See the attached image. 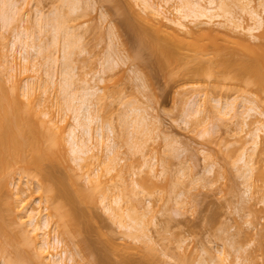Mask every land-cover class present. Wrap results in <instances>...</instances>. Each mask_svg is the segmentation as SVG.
<instances>
[{
  "label": "rangeland",
  "instance_id": "rangeland-1",
  "mask_svg": "<svg viewBox=\"0 0 264 264\" xmlns=\"http://www.w3.org/2000/svg\"><path fill=\"white\" fill-rule=\"evenodd\" d=\"M5 1H10L9 6H4L5 2L0 0V5L3 4L0 14L3 16V9L10 7L8 13L12 12L13 18L7 26L0 16V53L5 55L3 59L0 57L1 77L7 81V86H16L22 93L30 92L41 119L52 124L48 123V126L52 127L49 131L54 138L61 136L64 139L65 151L61 155L64 157L66 154L68 159L65 156L60 160L64 162L55 163L51 169L54 170L53 177H56L53 181L66 180L64 183L70 187L66 172L71 170L80 189L84 187L93 197L91 195L92 201L86 198L84 202L76 203L80 222L76 225V234L70 227L72 232L69 230L68 233L57 214L56 205L62 199L57 201L56 196L55 200V195L47 187L38 190L37 177H25L21 173V178L20 173L16 174L9 185L0 187V264H13V260L17 264H43L39 259L41 256L35 252L42 236H34L36 232L28 223L30 211L38 212L39 218H49L48 239L52 240L55 235L63 238L58 251L67 250L62 253L64 264H126V261L128 264H264V133H260L259 145L251 158L254 171L250 174L252 185H249V172L245 165L249 155L243 158V153H254L249 133L254 123L246 126L241 123L246 115L236 116L240 112L244 114L245 107L249 106L248 102L243 103L246 99L255 102L259 112L264 111V90L258 91V87L257 91L254 90L256 86L250 75L249 80L248 74L237 75L240 61L254 60L256 51L243 48L239 35L213 34L211 31L208 33L209 30L205 31L206 34L204 30L200 33L188 22L193 30L180 33V36L177 34L179 38L159 32L160 37L178 48L186 62L185 71L188 73L178 75L176 71H169L161 55L162 62H159L158 53L147 39L144 43L139 25L142 22L147 26L148 21L133 15L135 10L141 12L143 9L140 0H30L32 8L29 0ZM71 1L76 2V11L70 10ZM149 1L155 6L169 7L173 10L171 16L179 15L173 6L184 2ZM253 2V6L264 8V0ZM229 3L232 14L239 16L236 1L229 0ZM132 5L134 10L131 8V11L129 7ZM35 7L41 8L46 16L58 15L64 28L73 27L70 35L73 44L71 52L66 53L70 55L67 59L61 55L64 53L61 52L63 42L61 39L57 41L59 43L52 42L49 27L45 31H37ZM69 11L73 13L68 14ZM143 14L146 15L145 12ZM137 22L138 27L135 25ZM148 27H153L150 21ZM16 30L35 31L37 38L34 42L38 47L43 45V50L38 52L39 58L37 51L34 52L36 49L29 47L21 51L19 41L14 44L18 34ZM256 34L264 42V13L262 27ZM191 43L200 46L192 47ZM50 46L52 48H48ZM108 56L118 61L106 68L104 58L107 60ZM195 57L213 60V63L216 61L214 66L217 69L212 70L211 75L190 72L189 68L196 66ZM34 60H39V63ZM64 64L72 74L68 77L72 78L69 82L73 86L69 90L79 92L80 89L82 93L83 89L91 87L93 90L92 87L96 86L94 91L97 93L91 96V101L93 114L100 120L91 125L88 144L92 149L86 155L88 158L80 162L81 165L74 161L67 141L68 132L76 121L74 109L68 108L64 102L65 94L60 90L63 85L60 71H64ZM226 103L236 110L230 111ZM258 117L261 116L257 113L247 117V122ZM97 126L108 136L103 134L99 138ZM79 135L82 136L81 133ZM110 157H115L114 162L109 160ZM76 186L73 184L68 188L71 197L68 194L69 200L63 198L62 201L75 203L80 200L76 198ZM118 196L121 198L120 211L117 209L119 216L110 208L111 205L116 207L114 200ZM16 205L23 209L15 212L12 209L18 207ZM132 215L140 224L131 221ZM138 228H142V233ZM61 231H65V235ZM130 231L136 238L129 235ZM7 236L8 240H5ZM13 239L15 242H11ZM148 246L153 249L148 250L150 254L146 249ZM49 251L54 253L52 249ZM72 254L73 260H69ZM7 255H11V259ZM145 255L148 258L143 257ZM151 259H155L154 262Z\"/></svg>",
  "mask_w": 264,
  "mask_h": 264
},
{
  "label": "bare ground",
  "instance_id": "bare-ground-1",
  "mask_svg": "<svg viewBox=\"0 0 264 264\" xmlns=\"http://www.w3.org/2000/svg\"><path fill=\"white\" fill-rule=\"evenodd\" d=\"M2 1L5 2V3L3 2L5 4L4 6H6L10 3V1H5V0H2ZM235 1H236V3H235L236 8L239 10V16H237L236 14H234V15L232 14L234 12L231 9V3H229V0H220V1L219 0H184L183 4L181 3L180 6L179 5L176 7L173 6L174 9L176 10V12L179 14L176 16L170 15L173 13V10H171L169 7L167 8V6H165V7H164V5L155 6L149 0H143V1L140 0V3L142 2V8H143L142 11L145 12V14L147 16L144 15L142 11H141L142 12L141 13L139 10L138 11L135 10L133 12V15H136L134 17H136V18L138 17L142 21H144V19H145V21L146 20L148 21V23L146 24L147 26H143L144 24L142 25L141 21H138L139 23L141 22L140 25L138 24V22L135 24V25L138 24L140 26L139 27V33L143 37L144 43H145V39H147L148 42L150 43L151 47L156 51V52L155 51L154 52L158 53L157 57H159V55H161L162 60L164 61L166 66H168L170 68L169 71H171L172 73H174L176 71L178 75L188 73V70H187V72L185 71L186 70V67H185L186 62L183 59V57L178 53V48L175 45H173L171 42H169L168 40L164 39L163 37H160L159 32H161V31L165 32V33H167L166 35L171 36V38H173L175 36L177 38H179L178 36H180V33H189L193 30V27H191L190 24L188 23V22H191L192 23L191 25H193L196 28L197 32L201 31L200 33H203V30H204V33L206 34V32L209 30L208 33L211 31L212 33L214 32L213 34H215V32H216V34H219L218 32H222L225 34L229 33L227 35H231V34L239 35L240 36L239 40H240L242 47L245 49H250V48L254 49L256 51V56H253L254 60L252 58H250L251 60L248 59V61H246L247 59L244 62H243V60L240 61L239 67L237 64V67H238V72L236 71L238 73L237 75H241V73L248 74V75H246L248 77V80H249V77L251 76L252 79L250 78V80H252L251 82H253V84H255V86H256L254 90H256L257 87L259 88V89H257L258 91H260V89L264 90V42L261 41L258 37V34H256L257 31H259L261 29L262 24H263L264 8L261 9V8L257 7L259 5L253 6L252 3H254L253 2L254 0H235ZM65 3H66V1H65ZM75 3H76L75 1L70 2L69 6H70L71 11H76L75 9H77V8H76ZM166 3H168V0ZM12 4H11V6H12ZM28 4H31L30 0L28 1ZM258 4H259V2H258ZM0 6H3V4ZM9 8L3 9V12H4L2 14L3 16H1V14H0V16L2 17V22L4 20V22L6 23V24L3 23L4 25H7L11 21V19L13 18L11 15L12 12H11V14L8 13ZM31 8H32V4H31ZM129 8L132 11L133 5H132V7L130 6ZM139 8L141 9V7H139ZM11 10H13V9H11ZM33 10L36 11V13L34 11V13L36 15V18H35L36 22L34 24L36 25L37 31L42 32L43 30L45 31V28L48 29V27H49L52 31L51 32L52 33V39H53L52 42L54 41L53 43H55L60 39H61V42H63V46H62L63 50L61 52H64L63 53L64 55L62 53H61V55L63 56V59H67V56H68L69 52H71L70 50L72 49L70 46H71V44H73V43H71L72 41L70 40V37H71L70 35L73 33V31H72L73 27L72 28H69V27L64 28L63 24L61 23V19H59L58 15H56V14L55 15L49 14V16L51 15L49 17V16H46L47 15L46 13H45L46 15H44V13L42 12V9L39 7H37V8L35 7V8H33ZM30 11H32V10L30 9ZM0 13H2V11ZM71 13H73V12H70L68 14H71ZM128 13H127V15H129ZM65 18H66V16H65ZM22 19H23V17H22ZM68 19H70V17H68ZM63 21H65V20L63 19ZM136 21H137V19H136ZM149 21L152 23L153 27H148ZM138 25H137V27H138ZM131 26H132V24H131ZM137 27H135L136 30H137ZM19 31L16 30V32H18V34L16 33V35H15L16 37L14 38L15 39L14 44L16 43V40L19 41L17 43H19L18 46H20L21 51L26 50L29 47L36 49L34 52L37 51L36 54L38 57V52L39 51L41 52L43 50V48H41V46H43V45H39V47H38V45L34 42L35 38H37V37H35L36 34L34 35L35 31L31 32V33L27 32L25 30L20 31V32ZM137 33H138V31H137ZM177 34H178V36H177ZM112 36H113V34H112ZM168 36H167V38H168ZM142 37H140V38L142 39ZM26 38H29V39L26 40ZM28 40L30 43L28 42ZM30 40H32V41H30ZM141 42H143V41H141ZM17 43H16V45H17ZM57 43H59V42H57ZM149 43H147V45ZM141 44H143V43H141ZM191 45H192V43H191ZM191 45L189 44V46H191ZM197 45H198V47H197ZM197 45L196 44H195V46L192 45V47L199 48L200 45L199 44H197ZM51 46L48 48H52ZM37 47H38V49H37ZM72 47H73V45H72ZM50 52L51 51H49V53ZM151 52H152V50H151ZM66 53H68V54H66ZM41 54H39L40 57H42ZM45 54H43V55H45ZM107 54H106V56H107ZM117 54H119V53H117ZM46 55H48V54H46ZM49 55H51V54H49ZM4 56L5 55L0 53L1 58ZM47 57L45 56V58H47ZM50 57H52V56H50ZM161 57H159V62H162ZM55 58L57 59L56 56H55ZM47 59H49V58H47ZM105 59L106 58H104V64L106 61V65H107L106 68L111 66L110 63H113L114 61L115 62L118 61L117 59L113 58L112 56H108L107 60H105ZM41 60H43V59H41ZM194 60H195L194 63L196 64V66L192 69L189 68V71L192 73H196V74L199 73L200 75H201V73H203L205 75L206 74L211 75V74H213V73H211V71L215 70V68L217 69V67L214 66L217 64V63L214 64L216 61L213 63L212 62L213 60L210 61L207 59H203L201 57H195ZM34 61H36V60H34ZM38 61H36V62L39 63ZM64 61H66V60H64ZM64 61H61V62H63V63L67 62L66 64H69L68 61H66V62H64ZM55 62H56V60H55ZM58 62H59V58H58ZM42 63L45 65L46 62H42ZM49 63H50V61H49ZM228 65H229V63H228ZM228 65H227V67H228ZM48 66H46V67L49 68ZM60 66L61 67L66 66L63 69L64 71H62V72L60 71V74H63V75H61V77H62L61 81H63V83H62L63 85L61 84L63 91H62V89H60L61 92L62 93L64 92V94H65V97H64L65 101H64V99H63V101L66 102V105L69 106L68 108L70 110L74 109V113H75L74 118L76 121V124L72 125L73 127H71V129L68 132L67 141L69 142V147H70L69 150L73 155L74 161L76 160L75 162H77L78 165H81L82 161H85V159L88 158V157H86V155L92 149V147H90L88 144V140L90 139V135H91V131H92L91 125H93L94 122H99V120H100L99 119L100 117H97L93 114V108H92L93 103L91 101V99H92L91 96L93 97V96H95L94 94L97 93L96 90L94 91L96 86L94 85L95 87H92V89L94 88L93 90L90 89L91 87L85 88V86H84V88L86 90L83 89L84 91L82 93H81L82 90L77 88L81 94H79V92H77V91H76L77 93L74 92V89H73V91L69 90L70 87H73L71 85L72 82L71 81H70L71 83L69 82V79H72V78H68L69 76L72 75V74H70V68L68 70L67 65H65V66L60 65ZM51 67H50V69H51ZM66 68H67V70H66ZM104 68H105V65H104ZM51 71H52V69L50 70V73H51ZM68 74H70V75H68ZM169 74H171V73H169ZM176 75H173V76H176ZM214 75H216V74H214ZM48 76H49V72H48ZM48 78H50V77H48ZM237 78H238V76H237ZM48 80L49 79H47V82H48ZM6 83H7V81L2 79L1 73H0V187L1 186L6 187L7 185H9L12 177L14 178L16 174L20 173V176H21V173H24L23 176H25V177H27V176L28 177L34 176L33 178L37 177L38 178V186H37L38 188L37 189L40 190L42 187H47V190L49 189V191H51L52 194L55 195V197H54V195H52V197H54V199L56 200V198H57L56 196H58L57 201H59L61 199L63 200V198H65V199L68 198V200H69L68 194H70V197H71L72 193L68 192V188H70L71 185H73V184H74V186L78 185V187L76 186V188H75V189H77L76 198L79 197L80 200H77V202H76L75 197L73 195L75 203H72V202L69 203L70 201H68V200H67L68 201V203H67V202H65V200L64 201L61 200V201H59L58 205H56L57 206V214L60 217V222L62 223L63 226H65L68 229V231H66V232L69 233V230L73 229L74 233L76 234L75 228H76V225L78 224V222H80V221H78V217H79L78 214H80V213H78L76 203L78 204V201L84 202L86 198H87V201L88 200L90 201L92 194L90 192L87 193L88 191H85L83 189L84 187L81 188L82 190L80 189L81 186L79 187V183H77V180H75L76 176L74 175V173H72L71 170L69 172H71L74 176H72L71 173L66 172L67 176H68L67 179H68V181H70L69 182L70 185L68 184L70 187H68L66 185L67 182L64 183L66 180L64 182H59V181H57L58 179L56 180L57 182L53 181V179L54 178L56 179V177H53L52 172L54 170L52 171L51 169L52 168L54 169L55 163L64 162L65 160L64 161H60V160H62V158H64L65 156L67 157L66 154L63 157L62 156L63 154L61 153V152L64 153V151H65V150H63L64 149V139L61 136L54 138L55 136H53L52 132H51L52 127L48 126V123L50 125H52V124L50 123L49 120L46 123V121L41 119L42 118L41 114L39 113V111L36 110V108L33 105V98L30 97L31 96L30 92L24 91L22 93L16 89V86H14V87L13 86L12 87L7 86ZM59 84H60V82H59ZM59 87H61V86H59ZM97 90H98V88H97ZM262 93H264V92H262ZM98 94L96 96L97 98H99ZM24 96L26 98H28L27 101L24 100V98H25ZM61 97H62V95H61ZM245 102H248L249 106L245 107L246 109L244 110L245 112H243L244 114H242L240 112L241 115H239L240 114L239 113V114H236V116L238 115L240 117L242 115L243 116L246 115V116H244V119H243L244 122L243 121L241 122L245 125L246 124L251 125L252 123H254V128L249 132L250 136L252 138L251 150L254 151V149H256L257 145H259L258 141H260L259 140L260 139L259 137H261L260 133L261 132L264 133V111L261 110L259 112L258 111V105L251 100L249 101L248 99H246L243 101V103H245ZM97 104H98V102H97ZM243 105H245V104H243ZM226 106H227V103H226ZM229 106H227V107L230 108L229 109L230 111L236 110L233 107V105L229 104ZM71 107H73V108H71ZM65 108H67V106ZM199 111L201 112V110H198V112ZM228 113H230V112H228ZM256 113L259 114V116H261V117H258L256 120H252L251 122L250 121L247 122V117L253 116ZM50 120H52V118ZM136 122H137V120H136ZM145 125L147 126V124H145ZM43 126H45V127H43ZM101 126L103 127L104 124L103 125L101 124ZM137 126H140V125H137ZM42 127L45 128V130L46 129H48V130L45 131L42 129ZM97 127H98L97 131H99L98 134L100 133L99 138H102L103 134H105L106 132L103 130L105 132V133H103L102 131H100L102 128L100 127L101 129L99 130V126H97ZM155 129H156V127H155ZM49 130H51V131H49ZM147 130H149V129H147ZM147 130H146V132H147ZM79 133H81L82 136L79 135ZM105 136H108V135L105 134L104 137ZM253 154H255V151H254V153H251V154L249 152L243 153V158L245 157V155H246V157L249 155V157H248L249 160L246 159V162H245L246 168L249 172V178H250L249 179V182H250L249 185H252L250 174L254 171L253 170V164L254 163L253 164L251 163V158H253L252 157ZM60 156H62V157H60ZM89 157H91V156H89ZM113 158H115V157H113ZM113 158L110 157L109 160L114 162ZM66 159H68V157ZM25 174H27V175H25ZM21 178H22V176H21ZM62 180H64V179L62 178ZM249 188H250V186H248V190H249ZM92 197H93V195H92ZM59 198H61V199H59ZM88 198H90V199H88ZM120 199L121 198H119V196H118L114 200L116 207H112V205L110 206V208L113 210V212H115V214L117 216H119L118 215L119 213H117V209L119 208L118 210L120 211V207H121V200ZM0 202H2V201L0 200ZM79 205L81 206V204H79ZM16 206H18V205H16ZM80 206H78V207H80ZM21 209H23V207L19 208V206H18L12 210H14L15 212H20ZM0 215H1V212H0ZM43 217H40L41 218L40 219L38 212L35 213V212L30 211L28 213V221H29L28 223L33 226L32 229H33L34 233L36 232L35 233L36 235L34 234V236L35 237H37V235L42 236V240L40 241L41 243H39L40 247L37 246L38 245V243H37V245L35 246V250H38V251H35V252H36V254L38 252V255H40L43 258V259H41V257H39V259L41 260V263H43V264H64L65 258L62 255V253L64 252V254H65L67 250L62 249L60 251L61 253L58 251L59 247H62V245H63V238L61 239L59 236L56 237V235H55L52 238V240L50 239V237L48 239L47 232L49 230L47 231V229H49L48 227L50 225L49 224L50 220L47 217L46 218L45 217L43 218ZM121 217H119V218H121ZM130 217H131L130 218L131 221L134 222L135 224L137 223L136 225H138L139 222H137V221H139V220L134 218L133 215ZM121 220H122V218H121ZM1 223H0V225H1ZM135 224H134V227H135ZM68 227H70V229ZM57 228H59V227H57ZM7 230H8V227H7ZM138 230H139V228H138ZM141 230H142V228H141ZM141 230H139V231L141 232ZM27 231H26V233H28ZM61 232H63V231H61ZM70 232H72V231L70 230ZM130 232H131V234H129V235H131V237L136 238L135 235L132 236L133 231H130ZM140 232H139V234H140ZM143 232H144V229H143ZM30 233H31V231H30ZM63 233H61V235ZM65 233L63 235H65ZM133 234H134V232H133ZM139 234L137 236H139ZM49 236H50V234H49ZM8 237L9 236H7V239H5V240H8ZM14 238H15V236H14ZM19 238H21V237H19ZM19 238L17 237V239L20 241ZM138 239H140V237ZM19 241H17V242H19ZM5 242L7 244H9L8 241H5ZM11 242H15L14 239H13V241L11 240ZM64 242H66V241H64ZM78 242H80V241H78ZM12 245H14V243ZM18 245H19V243H18ZM22 245H24V244H22ZM80 245H81V243H80ZM25 246H27V245L25 244ZM146 246H147V244H146ZM20 247H21V245H20ZM37 247H39V248L36 249ZM144 247H142V248H144ZM148 247L146 248L147 251L148 250L153 251V249L150 248L151 246H148ZM6 248H8V247H6ZM29 248L31 249L30 246H29ZM21 249H23V246ZM51 249L54 251V253L52 251H49ZM1 250H3V249H1ZM23 251L24 250H22V253H23ZM149 251H148V253L150 254ZM72 252H74V251L72 250ZM31 254H33V251L31 252ZM145 254H146V252H145ZM72 255L71 256L69 255V260H73L74 254H72ZM10 256L11 255H9V256L7 255V257H9V258H10ZM147 256H149V258H150V255L147 254ZM147 256L145 255L143 257L148 258ZM7 257H5L6 258L5 260H7ZM16 257H18V256H16ZM13 258L15 259V257H13ZM24 259H25V257H24ZM45 259H47L46 262L43 261ZM125 259H126V257H125ZM17 260H19V259H17ZM126 260H128V259H126ZM151 260L154 262L155 259L154 260L151 259ZM21 261H20V263H21ZM103 261L107 262L106 260H103ZM121 262H122V260H121ZM9 263L11 264L12 262H9ZM15 263L13 260V264H15ZM33 263L34 262H32V264ZM220 263L218 262L217 264H220ZM5 264H7V262ZM28 264H29V262H28ZM97 264H98V262H97ZM99 264H102V263L99 262ZM105 264H109V263H105ZM123 264H125V263H123ZM126 264H128V261H126Z\"/></svg>",
  "mask_w": 264,
  "mask_h": 264
}]
</instances>
